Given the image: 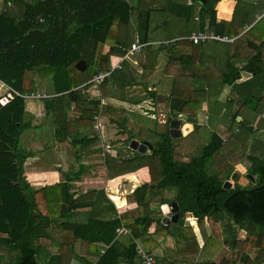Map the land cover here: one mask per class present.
I'll return each mask as SVG.
<instances>
[{"label": "trees", "instance_id": "16d2710c", "mask_svg": "<svg viewBox=\"0 0 264 264\" xmlns=\"http://www.w3.org/2000/svg\"><path fill=\"white\" fill-rule=\"evenodd\" d=\"M3 1L6 8L0 13V82L5 89H12L26 97L38 96L34 89L36 77L52 80L55 94L42 101L46 116L52 119L59 143H69L82 150L97 141L95 136L85 132L87 127H93L100 102L91 100L86 89L82 88V93L74 89L89 82L94 75L109 71L112 56L124 55L122 47L128 48L135 40L129 32L132 21L137 24L141 43H151L148 37L155 11L185 24L198 18L201 24L199 30L207 27L216 36L235 39L233 42L236 46L252 50L253 56L247 60L244 68H238L228 61L224 78L217 82L219 88L231 87L232 100L223 107H229L243 98L245 104L253 103L251 108L254 107L253 111L259 116L264 113V17L245 32V28L264 13L263 0L257 3L254 0H229L235 3L232 19L246 21L245 25L240 26L219 19L218 5L222 0H207L205 4L201 0H193L192 6L188 5L192 0H167L163 7L156 5L147 10L132 6L128 0ZM7 6L16 7V10L10 12ZM188 33L169 45L170 48L179 49L170 51V64L179 62L186 65L192 52L190 46H202L185 40ZM252 34L254 39H251ZM111 37L114 43L108 45ZM106 46L109 48L106 49ZM146 48L150 51L148 57L152 58L146 69L153 72L159 51H153L151 45ZM181 50L189 53H179ZM81 61L87 63L84 72L76 67ZM91 67L95 68L93 76L87 73ZM243 70L253 77L248 83L238 84ZM116 73L102 86L104 99L113 96L109 84L117 83V76L120 80L132 78L124 70L118 72L117 76ZM29 74L32 75L27 77ZM202 74L205 80L214 78L205 71ZM126 85L122 82L120 89L124 90ZM180 98L177 96L174 107L171 106L167 130L161 133L158 142L150 143L152 152H135L134 158L129 161V169H125L124 173L115 176L109 172L107 174L109 179H114L148 168L151 175V180L137 187L128 198L130 203L137 204V208L129 210L121 218L105 194L79 197L73 191L75 186L70 180L37 191L30 190L23 172L26 162L36 154L21 146L25 132L32 129V118L27 111L30 99L17 96L5 107L0 104V264H70L71 258L67 260L68 256H73L80 264H139L140 253L134 240H141L150 255L163 253L158 257L153 255L155 264H175L176 258L172 257L174 252L160 250L159 241L152 237L154 234L149 230L154 223L160 227L157 231L162 232V238L173 237L180 244L179 248H184L182 252L191 260L187 262L186 259L187 264H263L264 135L257 139L248 120L237 123L238 116H231L227 132L223 135L212 132L208 145L198 156L191 157L188 162L179 161L175 157L169 125L180 114H186L196 129L195 115L200 107L196 100ZM115 112L119 110L111 105L105 108L107 114ZM236 126L239 132H236ZM122 127L127 128V121L122 123ZM124 131L127 133L128 128ZM134 139L137 136L129 134L127 145ZM109 157L110 165L118 162L109 155L106 159ZM222 157L226 169L217 168L216 160H222ZM212 159L211 167L215 168L207 166ZM245 159L249 163L247 176L250 185L242 187L236 184L226 189L224 185L231 180L236 165ZM84 173L85 170L80 171V174ZM166 191L175 194L160 202H177L180 219L177 223L164 226L160 209L157 207L153 212L149 205L157 193ZM116 200L119 206H125V200ZM87 209L90 214L87 222L72 221L74 215H80ZM189 215L198 221L203 232L205 242L202 248L194 229L186 224ZM225 221H228L225 228L220 226L218 229V225ZM206 222L213 231L209 238L204 226ZM121 224L132 229V234L118 236L116 231ZM54 228L62 233L60 239L56 240L53 235ZM240 231L247 233L245 240L239 238ZM95 245H103L105 253H99L100 247L97 251L90 248Z\"/></svg>", "mask_w": 264, "mask_h": 264}, {"label": "rangeland", "instance_id": "374dc122", "mask_svg": "<svg viewBox=\"0 0 264 264\" xmlns=\"http://www.w3.org/2000/svg\"><path fill=\"white\" fill-rule=\"evenodd\" d=\"M128 1L131 3L132 6H139L140 7L139 9L147 10L153 6L156 7V5L157 7H163L165 1L167 0H128ZM2 3L5 4V2H2ZM193 3H194L193 0L189 1L188 5L192 6ZM3 6L4 5L2 4V7ZM18 8L20 7L18 6ZM7 9L8 11L12 12V10H16V7L13 8L12 6H7ZM155 12H156L155 15H153L154 19H152L151 21V29H150V34L148 37L149 41L151 42L150 43L151 49L153 48L164 49V47H166L165 49L167 50L168 48H170L169 45L173 43V41L180 40L181 38L179 37H182L183 35L187 34L190 30H197V26H199L200 24V21H198L199 20L198 18L196 19V21H193L189 24H185V22L181 24L177 19L173 18L172 16H168V15L164 16L163 13H161L160 15L157 11ZM224 12L229 13L230 11L229 12L224 11ZM10 14L13 16H19L17 13H14V14L10 13ZM136 26L137 24L136 25L133 24V21H132V24L129 27L130 37L134 34L135 39L138 36L137 32L134 33L135 29L137 31ZM194 32H198V31H194ZM208 42H221V41H208ZM108 43H109L108 45H112L114 43V39L111 37ZM223 43H226V42H223ZM181 44L184 45V43H181ZM108 48L109 46H106V49ZM197 48L201 50V48L203 47L201 46ZM207 49L208 47H206V50ZM192 51H195L196 54L190 55L191 59L189 58L190 60H188V63L185 66L187 68H192V67L201 68V66H204L205 68H207L205 65L210 64L209 60L205 62L206 58L202 59L201 57V55L206 56L207 53L199 52L195 49ZM149 52L150 51H147V49L144 48L142 49L141 52L137 53L135 56H130L127 59V61H129V63L133 67H136L134 66L135 62L139 63L140 62L139 60L145 61L146 56L148 55ZM160 55L162 58L166 59L165 54L160 53ZM195 55L199 56L201 60L194 58ZM161 65H163L161 69L164 72L160 71V73L156 77L157 79L154 80V82H157L159 79H163V83L161 86L158 85L156 92H158V89H159V93H162L163 97L166 98L169 91L171 92L174 91L175 93L173 92V94L177 95V94H181L183 92L182 90H186V91H189L191 94L196 93V94L208 97L209 100L206 101L207 109L213 108L214 105H213L211 96L214 94L216 90L219 89L218 82L215 77L212 78L211 80L190 77L188 82L183 80L185 84L179 85L180 80H178V78H174V81H173L172 76H170L172 71H174V70H171L173 69V66L170 67V70H168V68H166V65H167L166 62H165V66H164V61H162ZM166 69L169 74H166ZM143 71H144L143 78L145 79L147 77V69ZM196 71L201 72V69H196ZM204 71L206 72L207 75L216 76V77H218L217 74L220 73L218 69H215L214 71L204 69ZM94 72H95V68L91 67L90 69H88L87 73L89 74V76L91 75L93 76ZM149 74H150V71H149ZM30 75L32 74H29L27 77H29ZM34 81H35L34 89L36 91V94H38L39 96L37 97V99L29 100L27 102V111L29 112L28 115L32 118V129L25 132L23 136V141H21V146L23 145L25 150L32 151L33 147L35 150H37V151L34 150L33 153L37 154L38 161H40L39 164L42 161L45 166L35 165V164L34 165L37 166L40 170L42 169L45 170L47 169V167L50 168L51 170H55L56 175L55 177H53L52 183L57 181L55 184H59V183H64L67 180H70V182L75 186V190L73 191H76L79 197L83 195V197L89 198V196H91L92 194L94 195L96 194V196L99 193H100V196L101 195L103 196L105 194V196L115 206L116 211H117V216L119 218H121V216L127 213L129 210L136 209L137 208L136 203H132L131 205L130 204L128 205L127 201H126L127 204L121 207V209L117 208L116 205L114 204L115 198L113 196L118 195L119 199L122 200V198L130 197L131 195H133L137 187L151 180V175H150L148 168H143V169H147L146 171L139 170L136 173L123 174V175H120V177L118 176V178L115 177L114 179H109L110 185L108 186L105 185L106 187H104V184L102 182L103 180H106V176L104 177L99 174L102 170L103 173L108 174L109 172L110 175L115 176V175L124 173L125 169H129V166H130L129 161L134 158L132 157L133 156L132 154L135 153V151L131 147V143L133 140L129 142V145H127V142H126L127 138L129 137V134H134L135 136H137V139H134V140L138 142H141V140H147L151 144L158 142L161 133H165V131L167 130V119L165 116L166 115L165 113H167L166 112L167 102L163 101V104L160 105V110H157V112L155 109H152L153 107H156V104H157L156 101L150 104H146L144 105V107L140 105L137 108V110L135 109L136 111L132 112L134 113L135 117L134 115L129 114L128 111H127V114L129 116H127L126 112L124 113L123 111H121L123 109H119V108H117L119 112H115L113 114H107V113H104L105 108L108 107L109 105H112L111 104V102H113L112 99L118 100L120 97H111L107 99H104L102 97L101 89L105 81L100 86L83 84L82 86L74 89V91L79 90L81 93L83 92L82 88L86 89L85 91L87 92V94L90 92L88 95L91 100H98L100 103H101V100L105 101L106 104L103 107V114H102V122H103L102 126L103 124L105 126V127L103 126V138L106 144H110L112 146L111 151L106 153L102 148V143L100 142L101 139L98 138L97 132L95 131V129H93V127H89L87 129L88 133L87 132L85 133L89 134V136L97 137V141L99 142L98 150H94V149L89 150L86 148L81 150L79 149L80 147H76L77 148L76 149L69 143H59L55 135L56 129L54 125L52 124V119L47 117L45 114L44 103L42 100H45L49 97H53V95L55 94V88H54L52 80L50 78L36 77ZM110 86L114 88L116 87L115 85H113V83H110ZM117 86H118L117 88L120 87L119 85ZM106 87L108 88V85ZM193 89H196V91H193ZM112 90L116 94H119L118 89H112ZM4 92H5V89L3 88V92H1V95ZM124 92H125V89L121 90L122 95H124ZM121 101H122V108L126 109L128 107L127 104L125 103L123 99H121ZM225 101L226 100H224V102ZM197 106H199V104H197ZM40 107L43 109L41 115L39 114ZM201 109L202 107H199L197 110L200 113V119H199V125H197L198 127L195 129V131L186 137H181L179 139H173V143L175 146V157L179 161L183 162L184 158L198 156L201 153L202 149L208 145L212 132H216L221 135L220 129L217 128L216 126L210 125L211 122L208 119H205L206 115L201 112ZM123 120L125 122L127 121V127H128L127 133H125L124 131L127 128L123 129L122 127V123H125L123 122ZM259 120H260V117L256 115L255 120L253 121L255 127L258 126ZM72 132L75 133V131H72ZM138 139H141V140H138ZM56 146H59V148L63 147V151L65 150L70 153L67 163L66 162L61 163L62 160H59L56 158V154H55L57 153ZM228 147L231 148V146H228ZM51 151H55V153H51ZM98 151H100L101 156L97 158L92 157V154L97 153ZM107 155L111 157H115V159L118 162L116 164L110 165V157L106 159ZM78 156H80L81 158L80 160H78L77 158ZM63 157H65V155H63ZM212 162H213V159L211 162L208 161L207 166L211 167ZM224 162L225 160L223 159V157H222V160L217 159L216 160L217 168L226 169L227 166L225 165ZM59 163H61V165ZM247 165L249 167V163L246 164V166ZM26 166L27 164H25L24 166V172H23L24 175H25ZM211 168H215V167H211ZM82 170H85L84 174H80V171ZM235 172H239V174L241 175L240 182L243 184L246 183V181H244V180H247L246 175L245 177H243V175L246 174L244 169L238 166L235 168ZM76 175L78 176L77 178H75ZM143 178H147V179L143 180ZM94 179L96 181H100L101 184L94 185L92 182V180ZM141 179L143 181H141ZM232 183H233V186H235L236 184H239L233 181ZM248 185H250L249 180H248ZM47 186H49V182L47 183V185L43 184L42 188L47 187ZM97 186L99 187L97 188ZM119 187H123V188H119ZM106 188L108 189V192ZM115 188L121 192L115 190ZM93 191H97V192L95 193ZM172 193L175 194V192L173 191H166L165 193H157L156 198L149 205L150 210H152L153 212H156V209L158 207V209H160L161 211V206L163 204H161L160 201L164 198H170L173 195ZM108 194L111 195V198L108 196ZM140 210L143 211L142 208ZM85 211L86 212L81 213L80 215L79 214L74 215L72 221L78 222V223L87 222L88 219L90 218L89 209ZM161 216L163 220L165 216L162 213V211H161ZM226 223H228V221L223 222V224L220 223V225H218V229L220 226L221 228L224 229ZM186 224L187 226L192 228V230L194 229L193 230L194 234L200 243H202V241L205 242L203 232L200 231L197 220H195L194 218H192L191 215H189L186 218ZM121 225L124 226L127 230H130L132 234V229L127 228L124 224H121ZM204 226H205L206 234H208L207 238L211 237L213 234V231L210 230L209 223L206 222ZM158 228L160 229V227L156 223H154L149 230L150 232H152L151 234H154V236L152 237L156 241H158V239L162 237L160 235L162 232L160 233V231H157ZM61 234L62 233L58 231L57 229L55 228L53 229V235L55 236L56 240L61 238ZM131 234H127V235H131ZM121 236H125V235H121ZM246 237H247V233H245L244 231L239 232V238L241 240H245ZM164 238L166 240L160 243L161 245L160 250L165 251V249H168V250L173 251L174 253L172 254L173 255L172 257L176 258L175 264H185L186 259H187V262L191 261L190 258L187 256V254L182 252L184 251V248H179L180 244L175 242L173 237H164ZM134 242L141 243L142 245L141 240H134ZM102 246L103 245H95V246H91L90 248L94 251H97L98 248ZM142 247L145 250L147 249L144 245H142ZM49 249L56 251L55 248L54 249L49 248ZM177 251H179V254H177ZM160 253L161 252H155L153 253V255L157 256ZM162 255L163 253H161L160 256ZM202 256H203V253H202ZM204 256L208 257L207 255H204ZM42 257L43 255L40 258ZM68 259H70V264H80L79 261L77 259H74L73 256H68L67 260ZM221 259H218V260H221Z\"/></svg>", "mask_w": 264, "mask_h": 264}, {"label": "crops", "instance_id": "0c3cea01", "mask_svg": "<svg viewBox=\"0 0 264 264\" xmlns=\"http://www.w3.org/2000/svg\"><path fill=\"white\" fill-rule=\"evenodd\" d=\"M2 2H4V1L0 0V13H2V11H4V9L6 8V5ZM254 2L257 3L258 0H254ZM263 2H264V0H263ZM2 4L4 5L3 7H2ZM218 10H219V19L220 20L231 21L236 26L246 24V21L244 19H232L233 14L235 12V3L234 2H230L229 0H222L218 5ZM224 11H226V12L230 11V12L225 13ZM263 17H264V13L258 15L256 17L257 19L254 20L253 24L250 26H247L245 28V32L249 31ZM200 28H201V24H199V26H197V30H190L188 35H190V33L193 31H206V30H208L207 27H205L204 30H199ZM208 31H210V30H208ZM136 32L137 31L135 30L134 33H136ZM210 32L214 33L212 31H210ZM242 34H244V33H242ZM253 34L251 35V39H254V38H252ZM132 37H134V34L132 35ZM138 37H139V33H138ZM174 39H176V38H174ZM220 43L221 42H208V43L202 44L203 48H201V50H199L197 47L192 46V50L195 49L199 52H206L207 53L206 56L201 55L202 59L206 58L205 62L207 60H209V62H210L209 65H205L207 68H205L204 66H201V68H198V67L187 68L185 65H182L181 63L176 62L175 60H174V62H176V64H173V63L170 64L169 63L170 55H171L170 51L176 52V50H179V49L169 48L167 50H163L160 48H153V51H155V52L159 51L158 55H157L156 67H155L153 72L150 70H147V77L144 79L143 78V76H144L143 70L148 68L147 66L149 64V60H151L152 58H149L147 55L145 61L139 60L140 61L139 63L135 62L134 66H136V67H133L129 63V61L125 60V62L123 63V68H124L123 70L125 71V73H129L132 78L130 80H120V79H118V76H117L118 72L116 73L118 82L113 83V85H115L116 87L114 88L112 86H109L110 93L113 94L112 97H120L121 89H120V87L117 88L118 87L117 85L120 86V84L122 82L126 83L127 85L125 87L124 95L122 97H120L118 100L112 99L113 102H111V104H112L111 106L116 108V109L117 108L123 109L121 111H123L124 113L126 112V114L128 111L129 114L134 115V113H132V112L136 111L140 105H142L144 107V105L150 104V103H153L156 101V103H157L156 107H153L152 109H155L157 112V110H160V105L163 104V101H166L167 102V107H166L167 113H165L166 114L165 116L167 119L170 115L171 106L174 107L173 103L175 102V98L177 96H181L182 97V98H180L181 100H186V99L196 100V102L198 104H200L199 106L202 107L201 112L206 115L205 119H208L211 122L210 125H213V126H216L217 128H219L221 131V135H223V133L227 132V130H228V126L230 124L229 118H231V116H234V117L238 116V118L236 119V122L240 123L243 120H248L249 126L251 128H253V130L256 132V137L258 139L260 137V135H264V119L261 116H259V114L255 113L253 111L254 107L251 108L253 103L251 104V102H250V103L245 104L244 103L245 99L240 98L236 103H232L229 107L228 106L223 107V105L227 104L228 102H230L232 100V97L230 96L231 95V87H228V86H226V87L221 86L220 88L218 87L219 89L216 90L214 92V94L211 96V99L213 101L214 106H213V108H209V109H207V105H206V101H208L209 98L202 96V95H199V94H196V93L191 94L189 91L182 90L183 92L181 94L175 95V94H173L174 91L173 92L169 91V93L167 94V96L165 98V97H163L162 93H159V89H158V92H156L158 85L161 86L163 83V79H159L157 82H154V80L157 79L156 78L157 75L160 73V71H162V69H161V67L163 66V65H161L162 61H164V66H165V62L167 63L166 68L168 67V70H170V67L173 66V69H171V70H174V71H172L170 76H172L173 81H174V78H178V80H180L179 85H182V84H185V82L183 80L188 82L190 77H193V78L194 77L195 78L205 77V75L202 74L204 69L210 70V71H214L215 69H218L220 71V73L217 74L218 77H216V76H213V77H215L218 80V82H219V80L221 82L222 79L224 78L223 72H224L225 65L227 64L228 61H230L231 63H235L236 67H238V68H244L246 66L247 60L253 56L254 52H252V50H248L244 46L240 48V47L236 46V43H234V42H230L231 43L230 45H226L223 43L220 44ZM206 47H208L207 50H206ZM229 47H230V49H229V57H228V48ZM145 49H147V48H145ZM190 50H191V48H190ZM262 52L264 53V49H262ZM160 53L165 54L166 59L162 58ZM179 53H184L187 55V53H189V52L185 53L184 50H181ZM193 54H196V52L192 51L188 55L190 59H191L190 55H193ZM135 55H133V56H135ZM160 57H161V59H160ZM194 58L201 60L200 57L196 56V55L194 56ZM196 69H201V72L200 71L197 72ZM149 71H150V74H149ZM162 72H164V71H162ZM166 74H169L167 69H166ZM240 75H241V77H240V80L238 81V84L248 83L253 77L250 72L245 71V70H243ZM209 76H211V75H209ZM3 88L5 89L3 83L0 82V96H3L7 91V88H6L5 92L1 95V92H3ZM112 89H118L119 94H116ZM193 91H196V89H193ZM188 93H190V94H188ZM121 99H123L125 101V103L127 104L128 107L126 109L122 108ZM224 100H226V101L224 102ZM262 105L264 107V103ZM42 111H43V109L40 107L39 108V114L40 115L42 114ZM104 113H105V111H104ZM256 115L260 117V120L258 122L257 127H255L254 123H253ZM127 116H129V115L127 114ZM262 116H263V114H262ZM134 117H135V115H134ZM177 119L182 121L185 124L190 123L187 120L188 116L186 114H180ZM199 119H200V113L197 111V113L195 115V121H196L197 125H199ZM190 124H192L194 126V130L190 133V134H192L195 131V125H194V123H190ZM232 125H233V122H232ZM87 129H88V127L86 128V132L88 133ZM93 129H94V126H93ZM236 132H239L237 126H236ZM87 135H89V134H87ZM138 140H140V139H138ZM254 142H252V145L254 144ZM33 144H31V145H33ZM98 145H99V142L96 141L88 149L89 150H92V149L98 150ZM56 147H57V153H55V151H51V153H55L56 158L59 160H62L61 163H63V162L67 163L68 157L70 156V153L65 151V150L63 151V147H61V148H59V146H56ZM34 150L35 149L33 147L32 152H34ZM35 151H37V150H35ZM63 155H65V157H63ZM99 156H101L100 151L92 154V157H95V158H97ZM190 158L191 157L184 158L183 162H188L190 160ZM39 162L40 161H38L37 154H36V157L31 158L27 161V163H26L27 166L25 167V175L24 176H25V179H26L27 183L29 184L32 191H36V190L41 189L43 187V184L47 185L48 182H49V185L55 184L57 182L56 181V182L52 183V179L56 175L55 170H51L48 167L45 170H43V169L40 170L35 165H43V166H45V165L42 161L40 164H39ZM61 163H59V164L61 165ZM239 163L240 164L236 165V167L240 166L242 169H244L246 174H244L243 177H245V175H246V178L248 179V176H247L248 165L246 166V164H248V162L245 159ZM141 170L146 171L147 169H141ZM105 174L106 173H103L102 170L99 174V175L104 176V177L106 176V180L102 181L104 184V187H106L105 185H107V186L110 185V180H109L107 174L106 175ZM96 178H98V177H96ZM145 179H147V178H143V180H145ZM143 180L141 179V181H143ZM92 182L94 185H100L101 184L100 181H96L95 179L92 180ZM98 187L99 186H97V188ZM128 198L129 197H125L122 199L125 200V204H127L126 203V201H127L128 205L129 204L131 205L132 203L129 202ZM164 240H166V239H164L162 237L158 239L159 243H162V241H164ZM198 243H199L200 247L202 248L204 245V242L202 241V243H200L198 241ZM138 245H139V247L141 246V248L145 252H147L142 247L141 243H137V247H138ZM102 249H106V248H104L103 246L100 247L99 253L101 252ZM138 258L141 259V262H139V264H143V261H142V258L140 255L138 256ZM155 263H156V260H155Z\"/></svg>", "mask_w": 264, "mask_h": 264}, {"label": "built area", "instance_id": "2783aa9c", "mask_svg": "<svg viewBox=\"0 0 264 264\" xmlns=\"http://www.w3.org/2000/svg\"><path fill=\"white\" fill-rule=\"evenodd\" d=\"M185 40H188L189 42L195 44V45H200L203 43H206L208 41H221V42H233L235 39H229L228 37H219L216 36L214 33H211L210 31H198V32H193L189 35V37L185 38ZM151 45L149 44H143L141 43L140 38L137 36L136 39L133 41V43L130 44L128 48L122 47L123 51L125 52L124 55L121 56H112L111 57V69L107 72H101L93 76V78L87 82L85 85H96L100 86L102 83L110 78L114 73L122 71L123 68V63L125 60H127L130 56H133L139 52L142 51V49L146 48L147 46ZM23 97L25 99H30L34 100L37 99L39 96H22L20 93L13 91L12 89H7V92L3 97H0V104L1 106L5 107L7 104H9L12 100H14L15 97ZM105 101L101 100L100 106H99V113L95 115L93 122H94V129L98 134V138L101 139L102 143V148L103 150L108 153L111 151L112 146L110 144H106L104 138H103V126H102V114H103V107L105 106ZM262 118L264 119V113ZM123 188V187H119ZM107 192L108 189L106 188ZM110 190V189H109ZM115 190H117L115 188ZM119 191V190H117ZM121 192V191H119ZM118 192V193H119ZM108 196L111 198V195L108 194ZM114 199V204L116 205L117 208L121 209V206L118 205V202L116 199H119L118 195L113 196ZM118 236L121 235H127L131 234L130 230H127L124 226H121L117 229L116 231ZM138 252L140 253V256L142 258L143 264H155V259L153 255H150V253L145 252L141 246L137 247ZM106 249L101 250V255L105 253Z\"/></svg>", "mask_w": 264, "mask_h": 264}, {"label": "water", "instance_id": "95a60500", "mask_svg": "<svg viewBox=\"0 0 264 264\" xmlns=\"http://www.w3.org/2000/svg\"><path fill=\"white\" fill-rule=\"evenodd\" d=\"M207 0H201L202 4H205ZM77 69L81 72H84L87 69V63L84 61H81L77 64ZM194 130V126L190 123H183L182 121L178 119H174L171 121L169 126V132L172 139H179L181 137L188 136L192 131ZM131 147L135 152H138L140 154H146L147 152H152L153 146L148 142H138L136 140H133L131 143ZM245 179V178H244ZM241 175L238 172H235L233 176L231 177V181H228L225 183L224 187L226 189H231L233 187V182L239 183L240 186L246 187L248 185V180L246 183H241ZM161 211L164 214L163 219V225L167 226L171 222L177 223L180 219V207L177 202L167 203L163 204L161 206Z\"/></svg>", "mask_w": 264, "mask_h": 264}]
</instances>
